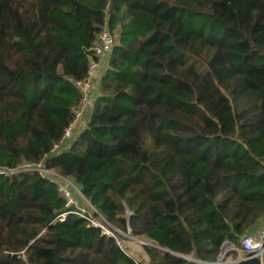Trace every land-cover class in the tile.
<instances>
[{
	"label": "trees",
	"instance_id": "16d2710c",
	"mask_svg": "<svg viewBox=\"0 0 264 264\" xmlns=\"http://www.w3.org/2000/svg\"><path fill=\"white\" fill-rule=\"evenodd\" d=\"M104 24L118 42L61 148ZM25 163L162 249L141 243L140 261L85 217L58 219L75 207L26 172L0 175V264H201L181 256L239 247L264 217V0H0V165Z\"/></svg>",
	"mask_w": 264,
	"mask_h": 264
},
{
	"label": "built area",
	"instance_id": "2783aa9c",
	"mask_svg": "<svg viewBox=\"0 0 264 264\" xmlns=\"http://www.w3.org/2000/svg\"><path fill=\"white\" fill-rule=\"evenodd\" d=\"M116 43L117 39L115 32L112 31L107 24H104L97 33L96 39L89 49V65L87 74L85 78L76 82L81 99L78 105L74 108V119L65 129L61 143L73 139V137L76 136L86 126L88 117L94 108V102H92L91 99L94 80L99 73L102 59L110 55ZM59 147L60 144H55L54 151H57ZM26 172H37L45 179H53L57 183V191L59 195L65 200V207L67 209L75 207L73 210L62 212L60 215H58V219L63 220L65 215L69 212L83 216L90 222L91 226L100 228L103 234L115 238L118 244L122 246V243L119 242L115 233H118L119 235L124 233L112 227L101 215L99 216L100 219L94 218L91 215V212L96 213L94 207L88 203L80 190L70 179L64 178L53 170L46 168L42 163H25L17 167H3L0 165L1 176L10 177ZM72 191H74L77 196L81 198V200H84L83 202L86 203L89 209L81 204L80 206L77 203ZM226 247L228 246L226 245L224 248L222 260H217L214 262V264H239L243 261L252 259L257 260L258 264H264V230L245 234L240 241V246L238 249L231 247L227 249ZM231 250H236L237 256L233 257L230 255L229 252Z\"/></svg>",
	"mask_w": 264,
	"mask_h": 264
},
{
	"label": "rangeland",
	"instance_id": "374dc122",
	"mask_svg": "<svg viewBox=\"0 0 264 264\" xmlns=\"http://www.w3.org/2000/svg\"><path fill=\"white\" fill-rule=\"evenodd\" d=\"M115 35H116V39H117V42H118V35H117V33L115 32ZM110 55H111V53H110ZM110 55H108L107 57H108V62H109V59H110ZM107 68H108V66H107ZM107 68H106V70L104 71V73H103V75H102V77H101V79L103 78V76H104V74L106 73V71H107ZM101 82V81H100ZM72 181V180H71ZM72 193H73V196H74V198H75V200L77 201V203L80 205H83V201L84 200H81V198H79V196H77V194L74 192V191H72ZM80 205V206H81ZM121 232V231H120ZM126 234V235H125ZM121 236L120 237H118V240H119V242L120 243H122V246H124V248H127L128 247V249H131V252H130V254L132 255V256H136V258H138L140 261L142 260V258H141V255L139 254V251H140V244H141V242L139 241V239H137V238H134V237H132V236H130L128 233H124V234H120ZM228 247H226L227 249L229 248V247H231V248H235V249H238V247H235L234 245H232V244H228L227 245ZM142 251V250H141ZM138 255H140V256H138ZM134 256V257H135ZM138 256V257H137Z\"/></svg>",
	"mask_w": 264,
	"mask_h": 264
},
{
	"label": "crops",
	"instance_id": "0c3cea01",
	"mask_svg": "<svg viewBox=\"0 0 264 264\" xmlns=\"http://www.w3.org/2000/svg\"><path fill=\"white\" fill-rule=\"evenodd\" d=\"M108 57L106 56L104 59H102L101 64H100V70L98 75L96 76L95 80H94V85H93V89H92V93H91V99L92 102H94L95 98L99 96V92H100V81H101V77L104 73V71L106 70L107 66H108ZM76 135V132H75ZM75 137V136H74ZM73 137V138H74ZM69 141H65L62 143L61 148H65L69 146ZM264 230V217L258 222V224H256L252 230V232H259Z\"/></svg>",
	"mask_w": 264,
	"mask_h": 264
},
{
	"label": "water",
	"instance_id": "95a60500",
	"mask_svg": "<svg viewBox=\"0 0 264 264\" xmlns=\"http://www.w3.org/2000/svg\"><path fill=\"white\" fill-rule=\"evenodd\" d=\"M89 203V202H88ZM90 204V203H89ZM91 205V204H90ZM92 206V205H91ZM95 209V208H94ZM95 212L96 213H98L97 211H96V209H95ZM129 216V215H128ZM142 244H146V245H149V246H153V247H156V248H158V249H162V248H159V247H157V246H155V245H153V244H150V243H148V242H144V241H141V240H139ZM229 244V242H224L223 243V245H222V247H221V251H220V254H219V257H218V260H222V258H223V256H222V253H223V251H224V248H225V246L226 245H228ZM179 256H181V255H179ZM181 257H183V258H185V259H188V260H191V261H196V262H198V263H204V262H201V261H199V260H197V259H195V258H192V257H184V256H181ZM207 264H214V263H207Z\"/></svg>",
	"mask_w": 264,
	"mask_h": 264
},
{
	"label": "bare ground",
	"instance_id": "6f19581e",
	"mask_svg": "<svg viewBox=\"0 0 264 264\" xmlns=\"http://www.w3.org/2000/svg\"><path fill=\"white\" fill-rule=\"evenodd\" d=\"M126 235V234H125Z\"/></svg>",
	"mask_w": 264,
	"mask_h": 264
}]
</instances>
